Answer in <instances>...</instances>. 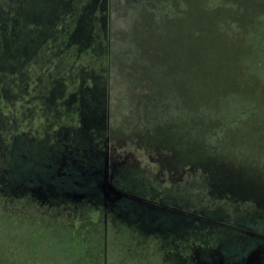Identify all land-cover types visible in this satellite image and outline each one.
<instances>
[{
    "label": "rangeland",
    "instance_id": "374dc122",
    "mask_svg": "<svg viewBox=\"0 0 264 264\" xmlns=\"http://www.w3.org/2000/svg\"><path fill=\"white\" fill-rule=\"evenodd\" d=\"M153 1L0 0V85L8 90L7 107L16 113L0 115V189H24L43 200L59 191L67 200L103 203L105 214L89 223L88 231L94 241L95 235H112V246L104 251L107 260L137 252L134 256L153 258L150 264H264V159L260 152L240 158L236 152L227 154L229 145L217 147L207 159L215 156L213 160L223 166L218 177L202 175L184 164L166 171L159 167L163 154L159 138L152 137L159 132V124L143 126L145 119L139 114L144 110L141 94L122 87L116 95L122 110L108 104L115 101L107 92L115 47L123 64L140 55L138 51L124 54L123 49L132 43L145 45L150 58L157 60L155 49L162 46L163 33L160 36L152 27L160 26L157 20H148L154 12ZM211 1L227 6L248 1L253 12H264V0H196L194 6ZM171 16L170 12L161 17L164 26H170ZM47 44L59 54L56 64L42 63L49 54ZM14 73H18L17 81ZM45 76L52 82L63 79L50 100L41 97L46 91ZM67 81L74 90L65 95ZM36 84L37 94L25 99L32 107L23 108L18 92L14 100L12 89L26 91ZM76 101L83 126L58 127L64 113L58 102L66 107ZM133 129L143 137H135ZM60 207L67 212V201ZM124 222L133 227L129 228L134 242H122L118 227ZM18 223V230L34 224L30 216ZM42 223L53 230L52 219ZM152 233L158 234L153 236L157 248L140 250ZM60 247L62 252L72 251L69 234H62Z\"/></svg>",
    "mask_w": 264,
    "mask_h": 264
},
{
    "label": "trees",
    "instance_id": "16d2710c",
    "mask_svg": "<svg viewBox=\"0 0 264 264\" xmlns=\"http://www.w3.org/2000/svg\"><path fill=\"white\" fill-rule=\"evenodd\" d=\"M194 2L196 0L153 1L154 12L148 20L152 23L157 20L160 26L152 24V27L160 36L163 33V44L155 49L157 60L150 58V49L145 45L132 43L123 49L124 54L132 56L138 51L140 55L123 64L124 60L117 57L121 51L115 47L107 86L109 97L113 95L115 101L109 99L108 104L122 110L116 101L122 87L128 92L137 91L143 103L139 105L144 109L139 113L141 120L145 119L143 126L159 124V132L152 136L159 138L157 145L163 151L159 167L167 171L184 164L202 175L218 177L222 175L223 166L217 165L213 160L215 156L209 160L207 156L214 155L219 146L229 145L228 155L235 156L233 152H236L235 157L247 158L260 152V158L264 159V12H253L248 1H242L241 6L211 1L200 8L195 7ZM170 12L173 21L170 26H164L165 14ZM50 47L49 44L45 46L44 52L49 54L42 63L46 65L59 61V54ZM72 56L74 62L77 56ZM27 68L29 64L22 72ZM18 73H14L16 81ZM25 75L27 72L21 74L20 79ZM79 79L81 74L76 89ZM54 80L50 81L48 76L43 78L46 84L43 99L50 100L52 90L63 79ZM65 86L67 95L73 88L69 81ZM38 87L36 84L26 91L12 89L10 93L15 100V92H18L23 108H31L25 99L37 94ZM7 91L0 85V115H16L12 107H7ZM78 105L76 101L65 107L58 102L56 106L64 108L58 127L83 126ZM137 128L134 125V129ZM9 131L14 130L10 128ZM134 131L135 137L139 134L143 137L141 132ZM116 134L120 136V132ZM65 201L69 207L62 213L60 206ZM104 214L103 203L92 205L78 198L67 200L59 191L54 197L43 200L24 189H0V264H150L155 261L134 256L137 252L107 260L104 251L112 246V235L100 238L94 234L97 236L94 241L88 231L89 223L101 220ZM26 216L32 218L33 226L18 230V222ZM48 219L54 221L52 231L42 223ZM63 226L64 232L61 231ZM129 227L133 228L126 222L118 227L122 242L136 239L131 237ZM63 233L69 234L73 244L69 254L60 250ZM155 234L158 235H148L150 240L144 241L140 250L152 252L157 248Z\"/></svg>",
    "mask_w": 264,
    "mask_h": 264
}]
</instances>
